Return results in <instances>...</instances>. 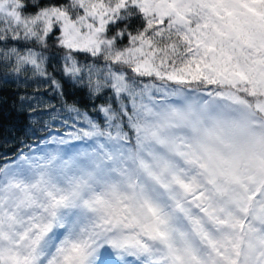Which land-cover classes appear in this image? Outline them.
I'll return each mask as SVG.
<instances>
[{
  "label": "snow or ice",
  "instance_id": "1",
  "mask_svg": "<svg viewBox=\"0 0 264 264\" xmlns=\"http://www.w3.org/2000/svg\"><path fill=\"white\" fill-rule=\"evenodd\" d=\"M53 36L103 103L0 165V264H264V0H0L14 72Z\"/></svg>",
  "mask_w": 264,
  "mask_h": 264
},
{
  "label": "trees",
  "instance_id": "2",
  "mask_svg": "<svg viewBox=\"0 0 264 264\" xmlns=\"http://www.w3.org/2000/svg\"><path fill=\"white\" fill-rule=\"evenodd\" d=\"M40 51L45 56L47 78L38 76L30 67L16 73L0 59V165L15 158L13 149L24 147L27 152L25 145L43 147L51 136L73 131L74 123L79 127L76 113L68 110L71 106L96 118L92 105L103 103V99L90 96L86 81L77 82L65 74L66 50L56 44L55 36ZM73 56L82 67L92 62L85 53ZM52 79L59 83V90L51 84Z\"/></svg>",
  "mask_w": 264,
  "mask_h": 264
},
{
  "label": "rangeland",
  "instance_id": "3",
  "mask_svg": "<svg viewBox=\"0 0 264 264\" xmlns=\"http://www.w3.org/2000/svg\"><path fill=\"white\" fill-rule=\"evenodd\" d=\"M151 82H154L157 85H159V83H160L159 81H151ZM156 96H157V98H159V94H156ZM43 147H45V145ZM46 147L49 148V149H54V148L57 147V145H55V144H47ZM37 151H39V150H37ZM113 258L115 259V257H113ZM128 261H129V264H135L134 258L128 259ZM119 263L121 264V261H117L116 262V264H119ZM122 264H123V262H122Z\"/></svg>",
  "mask_w": 264,
  "mask_h": 264
}]
</instances>
